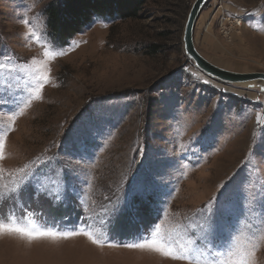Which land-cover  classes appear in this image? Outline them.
I'll return each mask as SVG.
<instances>
[{
	"label": "rangeland",
	"instance_id": "374dc122",
	"mask_svg": "<svg viewBox=\"0 0 264 264\" xmlns=\"http://www.w3.org/2000/svg\"><path fill=\"white\" fill-rule=\"evenodd\" d=\"M60 1L0 0V134L12 127L0 192L31 182L0 200V218L105 243L0 235V264H188L123 246L157 224L176 247L199 249L201 264H264V90L212 78L186 56L194 0L93 16L64 46L46 28V6ZM193 42L218 67L264 73V0H208ZM44 45L66 54L25 107L33 85L20 68Z\"/></svg>",
	"mask_w": 264,
	"mask_h": 264
},
{
	"label": "snow or ice",
	"instance_id": "6c2138e0",
	"mask_svg": "<svg viewBox=\"0 0 264 264\" xmlns=\"http://www.w3.org/2000/svg\"><path fill=\"white\" fill-rule=\"evenodd\" d=\"M26 27L29 25V21L27 19L22 21ZM29 33L35 35L33 29L28 27ZM66 53L63 51L53 50L47 45L42 46V51L38 57H32L29 61L26 62L24 66L20 68V71H24L28 73L30 76V82L33 85L30 92V97L25 103V107H28L33 100H40L42 98V90L45 85L51 82L50 77V64L57 57L63 56ZM3 68V65L0 64V69ZM54 86V85H53ZM22 114V112H21ZM10 119L15 120V116H12ZM12 130L11 125L8 126L7 129H4L2 134H0V160L5 158V141L8 133ZM27 165L23 168L19 169V171L25 175H27L26 169ZM2 171V169H0ZM35 175V173H33ZM31 188L30 180L24 181L18 184L17 187L9 190L10 193L19 195L21 192L27 191ZM9 192H0V200L6 198ZM139 190L133 191V198L139 195ZM264 222V221H262ZM213 226L211 224L208 225V230L211 231ZM0 235H9V236H17L20 239L27 240L29 242L33 240H41V239H50V240H58V239H68L74 236L83 235L85 236L92 244L97 246H103L105 241L98 238L97 235H94L93 232L79 229L74 231L60 232L55 231L51 228H42L35 224L31 220L27 221H19L13 217H8L7 220L4 218H0ZM115 246V245H109ZM127 248H135L141 250H148L152 252L159 253L164 257L171 258L173 260H183L187 261L188 264H201L200 256L202 253L199 252L197 248H188L184 246L176 247L170 237L166 236L162 230L160 225H156L152 230L151 234L141 241L132 244L123 245ZM258 246V245H257ZM255 247L252 250L251 255H255ZM209 264H215V261H210ZM227 264H249V261L246 258H241L239 260H230Z\"/></svg>",
	"mask_w": 264,
	"mask_h": 264
},
{
	"label": "trees",
	"instance_id": "16d2710c",
	"mask_svg": "<svg viewBox=\"0 0 264 264\" xmlns=\"http://www.w3.org/2000/svg\"><path fill=\"white\" fill-rule=\"evenodd\" d=\"M144 3L143 0H61L45 8L46 28L51 39L64 46L92 19H131Z\"/></svg>",
	"mask_w": 264,
	"mask_h": 264
},
{
	"label": "water",
	"instance_id": "95a60500",
	"mask_svg": "<svg viewBox=\"0 0 264 264\" xmlns=\"http://www.w3.org/2000/svg\"><path fill=\"white\" fill-rule=\"evenodd\" d=\"M207 1L208 0H194L186 16L182 31V47L186 56L193 62L194 66L198 70L223 82L238 84L250 79L264 82L263 72L240 73L230 71L212 64L197 51L193 42V32L198 15ZM246 86H254L264 90V84H260L258 86L248 84Z\"/></svg>",
	"mask_w": 264,
	"mask_h": 264
},
{
	"label": "bare ground",
	"instance_id": "6f19581e",
	"mask_svg": "<svg viewBox=\"0 0 264 264\" xmlns=\"http://www.w3.org/2000/svg\"><path fill=\"white\" fill-rule=\"evenodd\" d=\"M240 85H243V86H246V85H248V84H252V85H256V86H258V85H260V84H264V82L263 81H260V80H255V79H250V80H246V81H243L242 83H239Z\"/></svg>",
	"mask_w": 264,
	"mask_h": 264
}]
</instances>
